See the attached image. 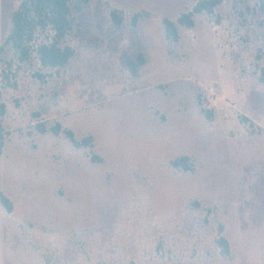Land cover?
I'll return each instance as SVG.
<instances>
[{
	"label": "rangeland",
	"instance_id": "1",
	"mask_svg": "<svg viewBox=\"0 0 264 264\" xmlns=\"http://www.w3.org/2000/svg\"><path fill=\"white\" fill-rule=\"evenodd\" d=\"M21 1L0 0V45ZM201 1L91 0L64 68L39 62L49 32L26 62L4 48L0 264H264V12L224 0L178 24Z\"/></svg>",
	"mask_w": 264,
	"mask_h": 264
},
{
	"label": "trees",
	"instance_id": "2",
	"mask_svg": "<svg viewBox=\"0 0 264 264\" xmlns=\"http://www.w3.org/2000/svg\"><path fill=\"white\" fill-rule=\"evenodd\" d=\"M90 1L91 0H22L18 8L12 13V30L5 38L2 45H0V58L4 48L11 45L18 53L21 62L28 61L34 49L32 43L35 40V36L39 33L49 32L46 36V41L36 48L39 62L42 66L49 68L66 67L75 56V49L67 43V38L73 30L76 21L72 12H83L85 6L88 5ZM223 2L224 0H202L196 4L191 12L183 14L179 18L178 24L191 28L195 24L193 19L194 14L202 12L211 14L214 9ZM258 3L261 11L264 12V0H258ZM111 18L119 27L124 20L116 11L111 13ZM164 28L166 40L171 43H177L179 41L177 23L170 19H164ZM145 64L146 59L142 53L137 55L135 59H128L126 61L127 67L135 76L138 75L139 69ZM260 81L264 83V70L261 73ZM4 111V106H1L0 152L3 146V137L1 133L3 130L2 116L4 115ZM202 112L209 118L213 116L211 112L204 109H202ZM40 130L42 132L46 131L43 127H41ZM53 132L55 134L61 132L60 124L53 129ZM66 133L76 147L82 145L88 146L91 144L92 139L90 137L83 139L82 142H78L71 131H67ZM187 163L188 158L181 157L173 161V166L176 168H187ZM0 198L3 205H5L9 211L12 210L10 200L3 194H0ZM220 245L225 251V254H228L227 241L221 239Z\"/></svg>",
	"mask_w": 264,
	"mask_h": 264
},
{
	"label": "crops",
	"instance_id": "3",
	"mask_svg": "<svg viewBox=\"0 0 264 264\" xmlns=\"http://www.w3.org/2000/svg\"><path fill=\"white\" fill-rule=\"evenodd\" d=\"M75 55H76V51H75Z\"/></svg>",
	"mask_w": 264,
	"mask_h": 264
}]
</instances>
